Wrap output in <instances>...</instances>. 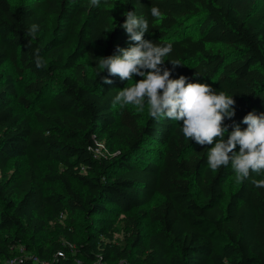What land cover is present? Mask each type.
I'll use <instances>...</instances> for the list:
<instances>
[{
  "label": "trees",
  "instance_id": "1",
  "mask_svg": "<svg viewBox=\"0 0 264 264\" xmlns=\"http://www.w3.org/2000/svg\"><path fill=\"white\" fill-rule=\"evenodd\" d=\"M129 11L148 20L145 40L172 45L170 78L233 96L226 125L264 113V0H0V264H264V188L251 182L264 173L227 197L235 174L210 170L214 144L186 140L182 121L153 119L147 103H113L124 82L97 76L98 58L134 43ZM8 62L27 79L21 94Z\"/></svg>",
  "mask_w": 264,
  "mask_h": 264
},
{
  "label": "clouds",
  "instance_id": "2",
  "mask_svg": "<svg viewBox=\"0 0 264 264\" xmlns=\"http://www.w3.org/2000/svg\"><path fill=\"white\" fill-rule=\"evenodd\" d=\"M90 5L99 7L100 0H90ZM150 11L154 18L161 15L156 6ZM124 15L126 20L122 27L134 43L128 48L117 46V54L98 58L97 76L107 70L109 76H118L121 81L133 80L134 76L142 79L121 89L113 103L135 105L140 111L147 103L153 119L182 121L181 131L186 140L201 146L214 144L207 152V164L213 172L231 165L236 181L241 183L252 173H264V113L249 112L241 121L247 125L243 130L239 124L226 125L225 119L231 120L235 116L233 96L224 92L217 94L207 83L188 82L185 76L170 78L171 71L162 65L164 58L171 53L172 45H158L145 40V33L149 31L148 20L137 16L135 11ZM38 30L37 24H31L26 35L34 39ZM34 58L38 69L47 67L39 49L35 50ZM170 62L174 67L180 65ZM102 80L104 84L112 83L107 76ZM229 127L232 128L230 133ZM251 182L256 188H264V179Z\"/></svg>",
  "mask_w": 264,
  "mask_h": 264
},
{
  "label": "rangeland",
  "instance_id": "3",
  "mask_svg": "<svg viewBox=\"0 0 264 264\" xmlns=\"http://www.w3.org/2000/svg\"><path fill=\"white\" fill-rule=\"evenodd\" d=\"M13 4H18L20 2H22L23 0H10ZM84 61V60H83ZM2 72L5 76H9V77H12L14 80H15V84H16V88H17V91L19 94H21L24 90V87H25V84L27 82V79L25 76H20L18 73H17V69L16 67L11 64V63H6L3 67H2ZM72 75V71H68V72H65V73H61V74H58L55 79L58 83L62 82L63 78H65L66 76H70ZM135 76L133 77V80H130V81H123L124 84H125V87H130L132 86L134 83H135ZM51 97V95H47L46 99H49ZM13 107L15 109V111L17 113H20V114H31V111L25 109L23 106H21L20 104H18L16 101L14 102L13 104ZM136 109H138L136 106H134ZM138 111H140L138 109ZM100 149H101V153L102 155L103 154H106V151H105V147H104V144H100ZM238 149H239V146H238ZM101 156V155H100ZM240 182H237L236 179H235V176L231 177L228 182L226 183V192H227V197L230 196V194L235 191L238 186H239ZM122 218V216H120L119 218L116 219V223H117V227H118V230L120 232H118L116 235H115V238L116 239H121L123 238V231L120 227V223H119V219ZM152 229L151 226H149L147 223H144V230L145 232H149L150 230Z\"/></svg>",
  "mask_w": 264,
  "mask_h": 264
},
{
  "label": "built area",
  "instance_id": "4",
  "mask_svg": "<svg viewBox=\"0 0 264 264\" xmlns=\"http://www.w3.org/2000/svg\"><path fill=\"white\" fill-rule=\"evenodd\" d=\"M94 153H95L96 156L102 155L100 146L94 150Z\"/></svg>",
  "mask_w": 264,
  "mask_h": 264
}]
</instances>
